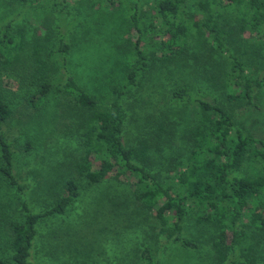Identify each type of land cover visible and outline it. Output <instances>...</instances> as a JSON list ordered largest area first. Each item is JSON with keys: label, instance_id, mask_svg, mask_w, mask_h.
Segmentation results:
<instances>
[{"label": "rangeland", "instance_id": "rangeland-1", "mask_svg": "<svg viewBox=\"0 0 264 264\" xmlns=\"http://www.w3.org/2000/svg\"><path fill=\"white\" fill-rule=\"evenodd\" d=\"M54 1L66 3L68 7L60 12L52 6ZM87 1L0 0V28L11 22V31L16 38L4 43L1 50L7 56L9 54L10 64L4 65L0 60V95L12 110L11 116L2 124V131L13 152L12 173L23 185V190L19 191L7 183L0 172V260L3 264H14L10 248L11 224L22 221L28 211L44 210L58 193L64 191L63 182L70 175L77 179L69 165L84 153L86 147L87 137L82 135L85 129L81 123L89 115L76 104L74 96L64 91L66 76L63 51L59 49L61 38L70 44L67 55L70 73L94 98L109 102L112 86L124 90L123 106L128 113L123 127L126 142L141 134L153 136V127L161 119L170 122L168 132L164 134L166 137H163L167 140L161 144L165 146L163 155L153 158L156 165L161 163L159 176L165 182L175 174L166 158L178 156L176 147L184 142L180 137L186 138L184 131L189 129L190 113L194 115L196 110L194 102L171 100V91L178 86L186 85L194 95L210 102L217 97L239 126L264 140V83L254 90L252 105L243 106L242 97L238 98L242 101L228 102L230 98L226 92L225 96L221 93L220 87L227 79L224 72L228 69L221 67L217 71L215 66L226 62V53H222L223 61L215 55L210 61L217 73L213 76L212 70L205 65L209 61L208 55L204 54L207 52L205 33L186 39L183 47L191 48L193 53L184 50L166 58L159 37L145 27L157 13L156 0H139L138 19L143 30L139 45L147 56V64L145 70L139 72L137 84L125 86L137 37L131 29L130 11L126 5H119L114 0H91L94 8L79 9V5ZM101 2L104 11L98 6ZM66 10L68 16L63 15ZM79 16L89 20L84 27L79 24ZM97 16L100 18L96 19ZM195 17L199 22L207 19L200 10ZM218 22L223 20L219 18ZM229 23L239 27L238 23ZM227 45L242 62L249 81L254 83L255 79H264V43L255 34L241 30L234 32ZM35 54L47 65L43 68L46 72L43 76L41 73L34 75ZM222 70L223 74L219 73ZM42 81L51 86L42 100L34 101ZM233 89L235 94H240L242 87L236 85ZM175 123L178 124L176 131ZM155 140L159 143V139ZM28 142L32 145L27 150ZM94 154L89 155V160L93 168H97L98 160ZM121 179L110 177L90 186L80 184V195L74 198L69 216L40 219L30 260L37 264H149L140 257L147 244L158 264L229 262L214 258L213 227L192 226L189 220L186 221V229L190 232H183L184 237L197 243L198 248L168 241L165 234L158 232L152 211H145L135 200V179L125 175ZM261 216L264 220V210ZM241 224L245 225L246 237L232 260L241 258L244 253H252L258 264H264V229L260 224L259 228L250 226L246 217L238 219V225Z\"/></svg>", "mask_w": 264, "mask_h": 264}, {"label": "trees", "instance_id": "trees-1", "mask_svg": "<svg viewBox=\"0 0 264 264\" xmlns=\"http://www.w3.org/2000/svg\"><path fill=\"white\" fill-rule=\"evenodd\" d=\"M107 1L124 4L130 11L131 29L136 32L137 37L133 43L134 60L127 71L125 86L136 85L139 72L145 70L147 64V56L139 45L143 34L138 19L139 0H133L131 3L124 0ZM155 2L154 8L157 13L145 27L159 37L161 49L167 54L166 58L178 55L184 50L193 53L191 48L185 49L183 44L191 35L205 33L208 44L204 40L207 46V52L204 54L209 57L205 65L207 64L212 70L213 76L217 73L210 61L214 55L222 60V53H226L224 56L226 62L215 65L217 71L221 67L223 70L228 69L224 72L227 79L220 85L221 93L226 92L230 98L228 102L242 101L238 99L242 97L243 106L252 105L253 92L263 85L264 79H255L254 83L249 81L242 62L227 43L230 42L231 35L240 30L249 31L250 35L255 34L256 38L264 43V0H156ZM53 4L52 6L58 8L60 12L68 7V4L62 2L54 1ZM102 4L103 2L98 5L100 11H104L105 8ZM84 7L94 8L95 5L88 0L86 4L79 5V9ZM197 10L201 11L202 16L204 14L207 16L206 21L199 22V19H194ZM65 12L67 14L63 13V15L68 16L69 11ZM98 18L100 17L97 16L96 19ZM219 18L223 22L219 23ZM96 19L91 18V21L97 22ZM229 21L238 23L239 27L236 28ZM85 22L89 20L84 17L79 19L81 27L85 26ZM13 39L16 38L11 31V22H7L0 28V60L4 65L10 62L9 54L8 56L4 54L1 51L2 47L4 43ZM59 40L62 43L59 49L63 51L66 76L64 91L74 96L76 104L86 115H89L81 123L85 129L82 135L87 137L86 147L84 153L69 165L71 171L77 175V179L70 175L63 182L64 191L58 193L44 210L28 211L22 221L11 224L10 248L13 263L37 264L30 260L37 223L43 218L69 216L68 212L74 198L80 195V184L90 186L110 177L122 181L121 176L125 175L135 179L133 190L135 200L145 211H152L151 215L158 225V232L165 234L168 241L183 247L198 248L197 243L184 237L185 232H190L186 229V221L189 220L192 226L214 228L211 245L215 252L214 258L219 262L229 260L227 264H258L255 254L244 253L241 258L233 260L232 255L246 237L243 228L245 225H238V219L246 217L250 226L259 228L261 225L264 229V220L261 216V211L264 210V140L239 126L233 114L218 102L217 97L210 102L194 95L188 86H178L171 91V100L176 103L194 102L196 110L194 115L190 113L191 123L189 129L184 131L186 138L183 135L180 137L184 142L176 147L178 156L170 157L169 160L166 158L168 163L171 162L170 170L175 174L170 175L169 180L165 182L159 176V172L162 171V169L159 171L161 163L156 165L153 163V158L163 155L165 146L161 144L167 140L163 137H166L164 134L168 132L167 126H170V122L161 119L153 127V136L141 134L136 139L126 142L123 127L128 113L123 106L124 90L112 86V98L109 102L94 98L70 73L67 67L70 44L62 38ZM38 58L39 56L35 54L34 63L37 67L34 68V75L41 73L43 76L46 74L43 68L47 65ZM223 70L219 73L223 74ZM236 85L242 87L240 94H235L233 88ZM50 86L49 82L42 81L38 95H34V101L42 100ZM11 113L9 104L0 95V172L7 183L22 191L23 185L12 173L11 144L2 131V124ZM177 123L174 125L175 131L178 130ZM179 130L183 129L179 128ZM155 139H159V143ZM31 145L28 142L26 149L28 150ZM92 152L98 160L97 168H93L89 160ZM140 257L149 264H158L147 244L144 245ZM0 264H3L2 260Z\"/></svg>", "mask_w": 264, "mask_h": 264}]
</instances>
